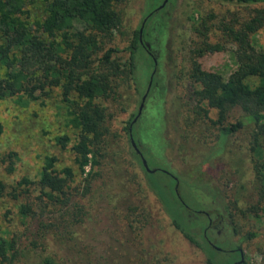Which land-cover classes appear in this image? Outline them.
<instances>
[{"label":"rangeland","instance_id":"1","mask_svg":"<svg viewBox=\"0 0 264 264\" xmlns=\"http://www.w3.org/2000/svg\"><path fill=\"white\" fill-rule=\"evenodd\" d=\"M163 2L164 0H121L115 6L121 15L122 25L111 44L119 50L128 45L146 13L153 9L156 11L155 16L144 23L142 31L147 50L139 51L136 61L139 96H135L125 111H120L115 104H108L113 114L107 123L109 132L111 137L115 136L119 140L124 156L122 165L126 168L124 175L129 177L128 201L112 212L99 213L98 217L97 209L92 211V220H86L75 228L74 235L78 239L64 242L65 247L62 246L60 252L66 258L58 261V264H88L90 261L93 264H97V261L100 264H207L206 250L190 242L172 221V215H175L187 229L199 231L194 219L200 218V212L206 210L213 215L214 233L211 236L214 241H218L213 247L215 245L219 249L227 248L230 251L238 244L243 256L242 263L264 264V202L259 201L257 181L252 183L249 179L241 180L240 163L245 160L250 147L249 129L238 131L230 138L224 154L210 161L211 167L207 173L210 181L204 178L202 186L198 187L201 183L196 181L197 173L190 168L201 159V154L212 143L214 130L206 129L210 126L208 121L200 125L190 123L184 126L196 138L204 139L202 145L191 140L183 141L175 128V121H166L167 111L172 112V115L176 113L173 117L178 116L179 122L184 124L183 111L186 110L182 97L188 96L187 91L191 86L187 78L190 51L194 43L202 40V32L197 29L201 17H212L209 23L213 27L209 31L208 40L212 43L219 42L223 49L204 53L198 58V62L202 69L218 72L227 78L237 67V46L223 35L219 22L221 19H231L232 13L242 22L247 18L250 8H264V4L246 8L244 5L220 0H167L158 8ZM45 4V0H24V13L21 17L35 28V22L44 16ZM251 39L255 48H264V26ZM168 45L172 50V61L167 55ZM148 52L157 62L155 82L146 93L141 112L134 121L132 134L137 148L153 172L144 168L139 154L130 145L125 130L139 107L152 73ZM119 54L125 63L126 52L120 51ZM4 74L5 68L0 67V78ZM247 82L253 85L254 79L250 78ZM241 114L240 109L234 108L230 110L227 120L235 121ZM209 117L215 119L217 111L209 109ZM0 123L3 126L0 134V180L5 186L0 194V239L11 241L24 232L29 233L28 235L35 232L39 236L42 231L52 228H41L39 232L37 228L40 227V222L56 223L59 207L42 209L35 205V214L25 216L20 212V205L37 202L35 184L24 191L18 188L20 193L16 198L8 192L13 187H18L23 176L37 180L43 159L47 155L56 157V168L71 167L74 172L72 185L82 187L83 176L79 173L71 150L75 131L68 124L67 109L62 101L60 88L52 87L48 94L37 93L35 98L21 93L1 98ZM64 135L68 137V141L65 147H61L56 137ZM10 151L13 152L12 171L7 167L8 160L2 159ZM163 170L182 177L184 182H181L178 192L185 206L193 211L188 213L171 191L168 192L166 183L170 185L172 180L162 173ZM100 172L101 175L91 183L92 194L84 197L76 195L73 200L82 204L91 201L100 204L103 196L117 187L116 181L124 179L115 177L106 164L100 168ZM241 183L244 184L242 188L239 186ZM239 194L246 195L247 203L243 201L237 209L232 201ZM129 207L138 209L129 210ZM228 212L233 214L236 231L232 229ZM218 227L220 229L216 232ZM248 232L256 235L241 239ZM47 244L54 247V242L50 239ZM40 250L41 247L37 248L38 252ZM26 251L24 250L25 255L16 257L14 263L42 264L34 262L36 254H31V260V255ZM210 251L215 255L216 264H228L238 257L233 251ZM12 254L11 251L9 256ZM68 259L70 262H67ZM0 264H7V261L1 263L0 260Z\"/></svg>","mask_w":264,"mask_h":264},{"label":"trees","instance_id":"2","mask_svg":"<svg viewBox=\"0 0 264 264\" xmlns=\"http://www.w3.org/2000/svg\"><path fill=\"white\" fill-rule=\"evenodd\" d=\"M45 1L44 16L40 21L35 22V28H33L21 17L24 13V0H0V67L5 68V74L0 78V99L17 93L35 98L37 93L45 95L52 87L60 88L62 101L67 109L68 124L75 131L71 150L79 173L83 176V185L81 188L72 185L74 182L72 168L69 166L56 168V157L53 155L44 157L37 180L33 181L26 176L20 179L18 187H13L8 192L9 195L16 198L20 193L17 191L18 188L24 191L25 188L29 189L34 184L37 191L35 196L37 202L22 203L21 214L34 215L35 205L42 209L58 206L59 218L53 224L40 222L37 231L40 232L41 228L46 229L49 226L52 228L42 231L39 236L34 234L35 232L30 235L24 232L11 241L1 238L0 260L1 263L7 261V264H17L14 260L18 256L25 255L24 250H27V254H36L34 261L36 263L58 264V261L66 258L60 252L62 246L65 247L64 242L78 239L74 235L75 228L86 220H92V211L97 209V217L101 212H112L125 204L129 196V177L124 175L126 168L122 165L124 161L122 148L119 140L115 136L111 137L107 125L113 115L108 104H115L120 111H125L135 96H139L136 61L139 51L147 50L142 38L145 20L143 19L138 30L134 31L128 45L119 50L111 43L114 41L116 31L122 25L121 15L115 8L121 0ZM220 1L244 5L246 8L264 4V0ZM249 10L247 18L242 22L238 21L234 13L231 14V19H221L219 22L223 35L237 46L235 50L237 67L227 78L218 72L202 69L198 62V58L204 53L223 49L219 42L212 43L208 40L209 31L213 27V24L209 23L212 17H201L197 29L202 32V40L194 43L190 51V69H188L187 78L191 86L187 91L188 96L182 97L185 105L183 107L186 110V112L183 111L184 124L179 122L178 116L173 117L176 113L172 115V112L167 111L166 121H175V128L178 129L183 141L191 140L193 143L202 145L204 139L196 138L184 126L190 123L200 125L208 121L210 126L208 125L206 129L214 130L212 143L201 154V159L190 168L192 172L197 173L196 181L199 180L201 183L198 187H201L206 179L207 181L211 179L207 175L211 167L210 161L224 154L230 138L236 132L248 128L251 138L248 143L250 147L246 152L245 160H241L240 163L241 180L249 179L252 183L257 181L259 201L264 202V48H255L251 39L252 35L264 26V8L257 7ZM155 13L153 9L145 16L152 18ZM120 51L126 52L125 63L122 62ZM167 55L172 61V50L169 45ZM147 58L150 60L152 72L155 70L151 82L153 85L156 64L151 53L147 55ZM250 78L254 79L253 85L247 82ZM132 84L135 86L133 87ZM234 108L240 109L242 114L235 121H228L230 110ZM209 109L217 111L215 119L209 117ZM135 118H138V109L125 127L132 148L134 146L131 138L137 146L132 134ZM2 131L3 126L0 123V134ZM56 141L61 147H65L68 137L57 136ZM12 158V151L2 158L3 161L8 160L7 167L10 171L13 170ZM105 164L113 171L115 177H124L116 181L117 187L103 196L100 204L93 201L82 204L80 201L73 200L76 195L84 197L92 192L91 183L101 175L100 168ZM162 173L172 180V184L166 183L168 192L171 191L170 193L188 213L193 211L185 206L178 192L181 182H184L182 177L166 170ZM243 185L239 184L241 188L244 187ZM4 187L0 180V194L3 193ZM165 192L166 190L163 191ZM242 194L232 201L237 209L243 201L247 203L246 195ZM247 208L250 209V207ZM135 209L138 207H129V210ZM199 216L200 218L194 219L199 226V231L187 229L175 215H172V221L190 242L206 250L207 264H216L215 255L210 251L211 249L215 253L216 251L225 253L233 251L232 253L238 257L228 264H234L239 260L238 252L241 248L238 244L230 251L227 248L213 247V244L217 245L218 241H214L211 236L214 233L211 212L206 210V212H200ZM227 216L232 229L236 231V227L233 226L232 212H228ZM219 229L220 227L216 232ZM255 235L254 232H248L246 237L241 239H248ZM48 239L54 242V247L47 244ZM39 247L41 250L38 252ZM11 251L13 254L9 256ZM67 262H70V259ZM88 264L93 263L90 261ZM97 264L100 262L97 261Z\"/></svg>","mask_w":264,"mask_h":264},{"label":"water","instance_id":"3","mask_svg":"<svg viewBox=\"0 0 264 264\" xmlns=\"http://www.w3.org/2000/svg\"><path fill=\"white\" fill-rule=\"evenodd\" d=\"M166 1H167V0H164V2L162 3L161 6H163L164 3H165ZM161 6H159L158 8H160ZM158 8H157V9H158ZM141 30H142V29L140 28V32H141ZM153 60H154V62H155V64H156V63H157V62H156V59L153 58ZM154 71H155V70H153V72H152V74H151V76H150V80H149V82H148V86H147L146 92H145V94H143V96H142V100H141V102H140V104H139V107H138V115L140 114L141 109H142V107H143L144 100H145V97H146V93H147V91L149 90V87L151 86L152 75H153ZM135 119H136V118H135ZM135 119H134V121H135ZM131 143H132V145L134 146L135 150L140 154V157H141L142 164H143L144 168H145L146 170H148L149 172H153V170H151V169L148 167V164H147L146 160L144 159L143 155L140 153L139 149L137 148V146H136V144H135V142H134V140H133L132 138H131ZM175 191H176V193L178 194L176 188H175ZM214 247L217 248V249H219V248L216 247L215 245H214ZM240 253H241V256H242V252H241V251H240ZM241 260H242V258H241Z\"/></svg>","mask_w":264,"mask_h":264},{"label":"flooded vegetation","instance_id":"4","mask_svg":"<svg viewBox=\"0 0 264 264\" xmlns=\"http://www.w3.org/2000/svg\"><path fill=\"white\" fill-rule=\"evenodd\" d=\"M149 14H150V13H149ZM148 18H149V17H147V16L144 17L145 22L147 21ZM145 22H144V23H145ZM211 225H212V224H211ZM238 253H239V260H237L236 262H234V264H241V263L243 262V256H241L240 251H239ZM241 258H242V260H241Z\"/></svg>","mask_w":264,"mask_h":264}]
</instances>
